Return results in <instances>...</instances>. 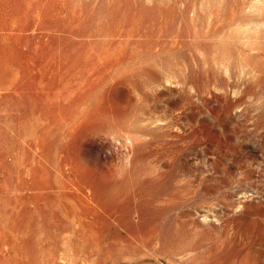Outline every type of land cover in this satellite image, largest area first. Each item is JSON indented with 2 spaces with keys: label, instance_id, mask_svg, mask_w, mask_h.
I'll use <instances>...</instances> for the list:
<instances>
[{
  "label": "rangeland",
  "instance_id": "374dc122",
  "mask_svg": "<svg viewBox=\"0 0 264 264\" xmlns=\"http://www.w3.org/2000/svg\"><path fill=\"white\" fill-rule=\"evenodd\" d=\"M0 264H264V0H0Z\"/></svg>",
  "mask_w": 264,
  "mask_h": 264
}]
</instances>
